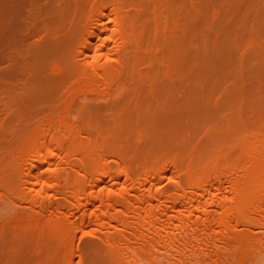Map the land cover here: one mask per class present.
I'll return each mask as SVG.
<instances>
[{
    "label": "rangeland",
    "instance_id": "1",
    "mask_svg": "<svg viewBox=\"0 0 264 264\" xmlns=\"http://www.w3.org/2000/svg\"><path fill=\"white\" fill-rule=\"evenodd\" d=\"M107 1L114 0H0V264H62L72 251L73 264H104L99 227L22 240L12 223L31 210L12 205L1 186L17 170V145L27 131L66 108L62 97L74 91L64 73L83 60L77 30ZM115 1L144 28L138 60L112 96L82 90L71 105L70 124L100 117L109 125L101 140L132 163L154 167L205 158L264 134V0ZM97 105L101 113L93 111ZM174 172L167 171L161 188L174 185ZM113 231L126 232L120 226Z\"/></svg>",
    "mask_w": 264,
    "mask_h": 264
},
{
    "label": "bare ground",
    "instance_id": "2",
    "mask_svg": "<svg viewBox=\"0 0 264 264\" xmlns=\"http://www.w3.org/2000/svg\"><path fill=\"white\" fill-rule=\"evenodd\" d=\"M143 35L144 28L115 0L98 3L84 19L76 34L82 62H71L68 73L53 65L74 93L62 97L63 113L27 131L17 145V170L1 186L12 205L31 210L12 224L25 241L99 227L104 264H264V134L243 137L205 158L154 167L132 163L119 147L101 140L109 125L100 117L69 123L82 90L105 97L125 84ZM172 169L174 185L161 188ZM119 226L126 232L113 231ZM73 254L62 264H73Z\"/></svg>",
    "mask_w": 264,
    "mask_h": 264
}]
</instances>
